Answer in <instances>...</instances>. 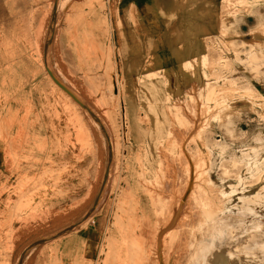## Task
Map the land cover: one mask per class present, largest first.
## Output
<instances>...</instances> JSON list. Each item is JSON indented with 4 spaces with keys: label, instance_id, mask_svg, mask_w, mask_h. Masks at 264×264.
<instances>
[{
    "label": "rangeland",
    "instance_id": "rangeland-1",
    "mask_svg": "<svg viewBox=\"0 0 264 264\" xmlns=\"http://www.w3.org/2000/svg\"><path fill=\"white\" fill-rule=\"evenodd\" d=\"M57 1L49 0L45 12L38 14L39 29L26 32L34 39L27 54L37 107L27 104L22 119L29 118L31 111L37 114L38 131L46 136L37 146V172L17 176L13 185L0 191L16 198L11 220L21 227L16 248L20 254H13L17 244L7 232L0 264H56L55 257L46 255L48 241L87 228L91 218L107 220L103 229L115 231L118 237L104 238L99 260L87 264H264V96L255 93L245 79L224 76L232 69L224 54L222 79L230 93L223 94L219 105L213 101L215 113L227 112L229 99L248 102L247 110L232 115L231 130L236 134L232 133L231 142L222 139L214 119L188 111L185 103L197 107L201 102L195 93L188 94V101L178 98L167 106L169 115L180 113L179 123L175 127L172 123L167 134L132 142L126 107L129 83L121 75L120 58L126 52L142 53L134 46L118 55L115 23L119 21L126 32L130 12L147 20L146 0ZM249 2L264 0H226L223 18L247 10ZM263 17L257 16L262 36ZM147 42L150 52L167 47L159 37ZM230 43L226 47L233 49ZM262 50L258 44L250 46L243 60L236 51L233 54L264 84V72L259 71ZM177 68L184 73L180 64ZM121 81L123 92L119 91ZM134 82L139 87L143 80L138 77ZM202 87L205 90L206 85ZM6 99L0 94V103ZM138 102L140 133L152 138L146 108ZM165 105L169 103L162 100L158 107L162 114ZM7 129L0 120V137L6 138ZM196 131L203 141L227 144L212 149L206 170L195 167L200 147ZM217 151L231 159L224 173ZM8 158L14 166V154ZM205 178L210 182H204ZM29 251L32 257L26 256Z\"/></svg>",
    "mask_w": 264,
    "mask_h": 264
},
{
    "label": "crops",
    "instance_id": "crops-1",
    "mask_svg": "<svg viewBox=\"0 0 264 264\" xmlns=\"http://www.w3.org/2000/svg\"><path fill=\"white\" fill-rule=\"evenodd\" d=\"M48 1L0 0V94L7 97L0 103V120L8 127L6 138L0 137V191L13 185L17 176L22 174L29 176L38 170L35 160L39 159L40 153L37 146L46 134L38 131L37 114L31 111L29 118L22 119L27 104L33 108L37 107V91L33 87L35 84L33 66L27 54L28 46L34 39L27 36L26 32L39 29L38 14L45 12ZM225 1L221 0V4L219 0H146L144 2L148 5L145 7L147 20H141L130 12L129 29L127 26L126 32L120 28L119 21L115 23L118 55L134 46L135 50L142 53L126 52L120 58L121 75L129 83L126 107L129 110L127 123L132 142L157 140L161 138V133L167 134L172 123L174 127L176 122L179 123L180 115L178 111H173L174 113L169 115L166 111L167 106L170 108L171 103L178 98L188 101L190 93H195L196 97L201 98V102L197 107L185 103L188 111H195L197 116L202 113L214 119L223 136L222 139L231 142L234 132L231 130L232 115H236L235 111L240 110L243 113L247 110L248 102L245 99H229L227 104L231 107L226 108L227 112L215 113L213 104L219 105L223 94L230 93L222 79L224 71L222 66L226 61L224 54L232 68L225 72L224 76L245 79L255 93L264 96V84L256 81L257 75L251 73L244 64L237 62L233 54V51H236L237 58L243 60L250 46L257 47L258 44L264 47V36L257 31V16L262 20L264 3L249 2L247 10L243 9V12L224 19ZM53 14L54 9L50 12L54 19ZM53 19H50L52 27ZM94 23L98 26L95 20ZM261 23H264V17ZM107 30L111 37V27H107ZM159 30L162 32L158 33ZM229 32L231 34L227 36ZM154 37L162 39L161 44L167 47L159 52H150L147 40ZM227 41L231 42L233 49L226 47ZM262 54L264 55V50ZM179 64L184 75L177 68ZM207 69L213 70V73H207ZM259 71L264 72V61ZM185 75L197 81L187 80ZM138 77L143 83H138L139 87H136L134 80ZM159 81L161 87L158 86ZM202 84L206 85L205 90ZM123 86L124 81H121L119 91H124ZM138 99L146 108L151 123L148 129L149 134L153 135L152 138H146L144 136L147 134L140 133V123L135 112L140 108ZM190 99L194 101V98ZM162 100L169 103L162 107L163 114L158 109ZM33 120L36 122L33 123ZM194 133L195 140L200 145L195 167L205 166L206 170L212 149L226 148L227 144L219 140L203 141L198 131ZM217 152L219 167H223L224 173L227 166H231V159L230 156L223 158V153ZM9 154L15 156L14 166L9 165ZM182 156L191 170V164L184 152ZM199 180L201 181L200 178ZM203 181L210 182L206 178ZM15 202L16 198L0 193V262L4 260L2 250L6 246L7 232L13 243L17 244L13 254L18 253L16 248L21 243L19 242L21 227L17 221L11 220V207L16 205ZM104 223H107V220L91 218V225L87 228L70 233L68 237L63 236L51 242L49 240L46 244L48 250L46 255L53 260L56 258V264H87L90 260L98 261L103 239L118 237L113 235L116 233L113 230L106 233L103 229ZM124 233L125 237L130 236L128 231ZM26 256L32 257V251ZM30 263L40 264L38 261Z\"/></svg>",
    "mask_w": 264,
    "mask_h": 264
},
{
    "label": "bare ground",
    "instance_id": "bare-ground-1",
    "mask_svg": "<svg viewBox=\"0 0 264 264\" xmlns=\"http://www.w3.org/2000/svg\"><path fill=\"white\" fill-rule=\"evenodd\" d=\"M55 2H58L57 0H55ZM55 4H57V3H55ZM56 6V5H55ZM55 19V18H54ZM97 122V121H96ZM97 125H98V123H97ZM100 126V129H102V131H103V127H102V125H101V123H99V125H98V127ZM104 132V131H103Z\"/></svg>",
    "mask_w": 264,
    "mask_h": 264
}]
</instances>
